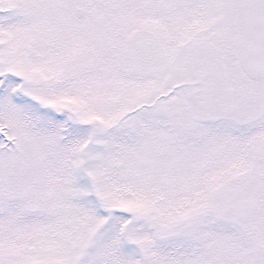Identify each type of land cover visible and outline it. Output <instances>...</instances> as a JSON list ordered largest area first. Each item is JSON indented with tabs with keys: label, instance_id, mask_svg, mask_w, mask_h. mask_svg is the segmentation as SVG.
I'll return each mask as SVG.
<instances>
[{
	"label": "snow or ice",
	"instance_id": "1",
	"mask_svg": "<svg viewBox=\"0 0 264 264\" xmlns=\"http://www.w3.org/2000/svg\"><path fill=\"white\" fill-rule=\"evenodd\" d=\"M0 264H264V0H0Z\"/></svg>",
	"mask_w": 264,
	"mask_h": 264
}]
</instances>
